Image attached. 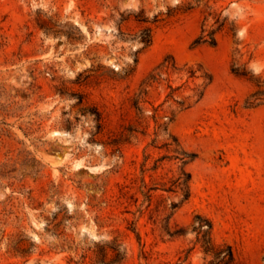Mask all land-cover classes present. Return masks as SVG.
I'll list each match as a JSON object with an SVG mask.
<instances>
[{
	"label": "rangeland",
	"instance_id": "obj_1",
	"mask_svg": "<svg viewBox=\"0 0 264 264\" xmlns=\"http://www.w3.org/2000/svg\"><path fill=\"white\" fill-rule=\"evenodd\" d=\"M146 26L148 46L137 39ZM202 29L216 45L193 44ZM169 54L200 64L211 84L181 110L154 83L137 109L142 81ZM256 91L264 0H0V264H208L197 215L238 264H264ZM154 109L167 132L154 133ZM169 133L196 154L184 202L165 190L179 171L162 159Z\"/></svg>",
	"mask_w": 264,
	"mask_h": 264
},
{
	"label": "trees",
	"instance_id": "obj_2",
	"mask_svg": "<svg viewBox=\"0 0 264 264\" xmlns=\"http://www.w3.org/2000/svg\"><path fill=\"white\" fill-rule=\"evenodd\" d=\"M137 20L143 23L148 22L147 18L138 15ZM151 27L146 26L141 29L137 39L141 41L144 46H148L151 43ZM193 44H208L210 46L216 45V37L215 30L206 31L205 29L201 30L200 35L194 40ZM136 61V60H135ZM232 72L246 77L251 80V76H249V71L245 66H233L231 68ZM176 75L177 78L182 81L178 86L172 85L171 76ZM196 80H200L201 82L198 84H194L193 87H189L190 82H194ZM162 81H165L167 84V88L169 92L166 95L167 99L174 100L181 110L189 108L193 104L197 103L202 99L205 94L207 87L212 82V75L205 70L200 64L190 65L184 63L182 65L178 64L174 57L169 54L163 58V60L155 66L152 71L146 76V78L142 81L141 86L144 85L145 88L140 89L137 98L135 99L134 106L137 109L138 104L140 102L141 96L146 94V91L149 87H151L154 83L160 84ZM186 88L190 90V93L183 97H176L177 92L183 91ZM264 94L262 91H256L250 95L247 100V103L251 106L257 105L261 100V96ZM153 120L156 124L155 134L159 131L167 132V124L166 123H158L156 119V109H154ZM171 121V119H169ZM130 130V129H129ZM170 141H167L163 144V147L167 150V154L163 155L162 159H166L168 161H175L179 164V171L176 178L170 180L171 184L167 187L166 191L172 192H180L182 195L181 202L186 201L190 196V182H191V174L187 170V165L191 163L195 158L196 154L186 150L176 136L172 134H168ZM177 203H173L172 207H176ZM201 222H205L207 225V230L202 231L200 227H196L193 224V231L197 234V242L200 243L205 254L211 256L208 264H238L230 245L222 244L216 245L212 240V224L208 219L202 218L200 215L196 216ZM166 233L170 237L179 236L184 233L183 229H177L171 231L169 229L166 230Z\"/></svg>",
	"mask_w": 264,
	"mask_h": 264
}]
</instances>
